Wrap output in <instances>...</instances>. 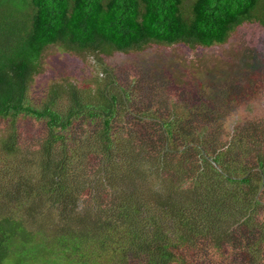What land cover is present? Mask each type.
Here are the masks:
<instances>
[{
    "label": "trees",
    "instance_id": "obj_1",
    "mask_svg": "<svg viewBox=\"0 0 264 264\" xmlns=\"http://www.w3.org/2000/svg\"><path fill=\"white\" fill-rule=\"evenodd\" d=\"M252 24L264 29V0H0V264H264L256 191L234 187L240 199L231 200L223 189L253 180L235 179L247 170L226 153L236 139L257 140L264 114L201 150L193 124H220L226 114L210 106L219 99L182 102L180 114L157 119L133 106L145 72L122 81L105 59L152 48L193 55ZM51 46L97 57L93 84L53 82L32 106L29 88ZM231 99L223 95L222 107ZM27 118L46 125L31 140L22 137ZM130 139L140 153L124 145ZM190 148L197 161L186 175L166 154ZM259 175L263 193L264 167Z\"/></svg>",
    "mask_w": 264,
    "mask_h": 264
},
{
    "label": "rangeland",
    "instance_id": "obj_2",
    "mask_svg": "<svg viewBox=\"0 0 264 264\" xmlns=\"http://www.w3.org/2000/svg\"><path fill=\"white\" fill-rule=\"evenodd\" d=\"M227 42L225 45L211 49L197 50L193 55L186 53V50H178L179 48H152L138 56L113 54L105 56V59L112 64L113 72L122 81L127 80L130 75L139 78L138 70L145 72L142 76L148 78L138 80L136 85L139 86L135 89L138 102H134L133 106L136 105L137 109L152 107V115L157 116V119H165L172 111L180 114L181 111L177 109L182 102H184L183 106H186L192 102L211 103L213 99H219V103L212 102L210 106L219 108L220 112L226 114L220 124L216 123L214 127L195 122L193 124V133L203 135L201 140L194 138V143H199L201 150H212L219 148L224 142H229L240 125L247 124L248 120L264 114V93L258 91L256 87V82L264 83V78H257L260 75L264 76V29L256 24L244 25ZM96 60L97 57L88 56V59H84L83 54L78 56L64 52L58 46L46 49L40 59L39 71L29 88L28 98L31 105L39 107L51 83L62 79L73 82L82 89L92 87V79L97 71ZM230 87L234 89L227 91ZM230 93L232 99L223 102L222 107L223 95ZM235 94L237 95L234 96ZM260 118L258 121L264 119V117ZM25 120L26 128L22 130V137L27 140L35 138L38 130L46 127L43 120L39 123H35L31 118ZM4 126L5 124L0 122V134ZM254 129L255 127H252L249 131L253 132ZM254 135L261 142L254 140L250 141V145H245V140L236 139L226 153L230 164H236L239 170L241 168L247 170L243 174V171H238L234 178L250 176L253 180L250 181L249 186H245L244 183H226L223 189L233 191L232 189L236 187L240 191L244 190V193L256 191L253 197L256 196L257 199L253 200L260 201L259 207L262 209L264 192L259 191L262 180L259 170L264 164L258 165L257 162L258 159L264 161V152H262L264 129ZM130 140L132 142H126L124 145H130L135 152L140 153L139 141ZM247 146H250L249 149ZM166 155L171 159V164H186V175L191 174L187 164H195L197 161V154L192 148L188 151L178 149L177 152H169ZM250 187L254 190H248ZM223 191L219 190V193ZM233 192L235 195L231 200L240 199L238 192Z\"/></svg>",
    "mask_w": 264,
    "mask_h": 264
}]
</instances>
